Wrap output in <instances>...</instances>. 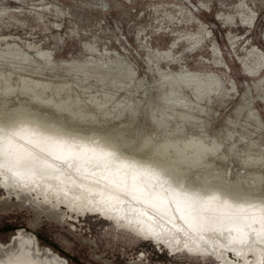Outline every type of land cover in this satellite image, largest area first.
<instances>
[{
	"label": "rangeland",
	"instance_id": "1",
	"mask_svg": "<svg viewBox=\"0 0 264 264\" xmlns=\"http://www.w3.org/2000/svg\"><path fill=\"white\" fill-rule=\"evenodd\" d=\"M27 116L264 197V0H0V119ZM71 215L0 211V252L25 232L64 264L233 260L173 253L92 205Z\"/></svg>",
	"mask_w": 264,
	"mask_h": 264
},
{
	"label": "bare ground",
	"instance_id": "2",
	"mask_svg": "<svg viewBox=\"0 0 264 264\" xmlns=\"http://www.w3.org/2000/svg\"><path fill=\"white\" fill-rule=\"evenodd\" d=\"M57 125L28 116L0 119V186L6 191L0 211L26 206L36 223L44 215L64 223L77 219L70 212L80 215L92 205L129 221L173 253L264 264V197L234 194L217 184L189 185L175 164L131 156L109 139ZM143 257L131 264H150ZM0 264L64 263L38 250L23 232L0 252Z\"/></svg>",
	"mask_w": 264,
	"mask_h": 264
},
{
	"label": "snow or ice",
	"instance_id": "3",
	"mask_svg": "<svg viewBox=\"0 0 264 264\" xmlns=\"http://www.w3.org/2000/svg\"><path fill=\"white\" fill-rule=\"evenodd\" d=\"M253 20H254V15L251 16V17H249V18L245 21V23H249V24H251V23L253 22ZM96 259L99 260V257H96Z\"/></svg>",
	"mask_w": 264,
	"mask_h": 264
}]
</instances>
